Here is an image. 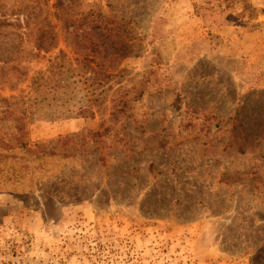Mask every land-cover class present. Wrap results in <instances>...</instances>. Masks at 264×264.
I'll use <instances>...</instances> for the list:
<instances>
[{
  "label": "rangeland",
  "instance_id": "374dc122",
  "mask_svg": "<svg viewBox=\"0 0 264 264\" xmlns=\"http://www.w3.org/2000/svg\"><path fill=\"white\" fill-rule=\"evenodd\" d=\"M81 1L137 23L140 54L121 68L152 72L145 86L158 94L134 104L152 152L125 186L117 167L34 152L96 130L107 112L27 120L26 150L1 152L0 264H264V0ZM14 36L0 37V61L19 52L27 77L65 49L16 48ZM11 86L0 98L26 82ZM241 127L251 145L238 154Z\"/></svg>",
  "mask_w": 264,
  "mask_h": 264
},
{
  "label": "trees",
  "instance_id": "16d2710c",
  "mask_svg": "<svg viewBox=\"0 0 264 264\" xmlns=\"http://www.w3.org/2000/svg\"><path fill=\"white\" fill-rule=\"evenodd\" d=\"M25 2L18 8L0 4V37L16 34V48L29 44L43 52L55 48L62 39L65 49H59L48 66L28 77L23 67L13 64L19 59V52L10 51L2 57L0 85L14 87L24 81L26 86L17 96L0 98V158L1 152L26 150V121L34 115L54 121L93 119L107 112V121H101L96 130L66 135L34 152L42 156L87 159L98 168H105L107 173L124 171L125 186L131 185L133 175L143 172L134 165L142 166L147 154L152 152L147 148L150 138H146V127L136 126L134 104L144 94H158L145 86L152 72L129 77V71L121 68L123 59L140 54L137 23L121 17L109 2L105 8L93 6L87 10L82 9L81 0ZM211 118L216 120L215 128L220 126L219 122L224 123L215 116ZM241 129L233 130L234 135H230L238 154L251 145L248 132ZM154 163L148 164V171ZM79 181L84 183V176Z\"/></svg>",
  "mask_w": 264,
  "mask_h": 264
}]
</instances>
